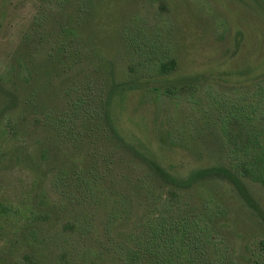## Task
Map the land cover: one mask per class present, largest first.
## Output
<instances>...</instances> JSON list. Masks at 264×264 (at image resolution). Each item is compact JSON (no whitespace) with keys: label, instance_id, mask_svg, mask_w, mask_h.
Instances as JSON below:
<instances>
[{"label":"rangeland","instance_id":"rangeland-1","mask_svg":"<svg viewBox=\"0 0 264 264\" xmlns=\"http://www.w3.org/2000/svg\"><path fill=\"white\" fill-rule=\"evenodd\" d=\"M241 128L264 131L262 0H0V264H186L184 217L207 264L260 258L264 185L255 210L150 166L239 173Z\"/></svg>","mask_w":264,"mask_h":264},{"label":"trees","instance_id":"trees-1","mask_svg":"<svg viewBox=\"0 0 264 264\" xmlns=\"http://www.w3.org/2000/svg\"><path fill=\"white\" fill-rule=\"evenodd\" d=\"M257 1H261V0H257ZM262 1L264 2V0ZM175 68H176V61L171 60L166 63H161L157 68V72L159 75H169L175 70ZM117 90H122V91L127 90V85L120 84V85H115L114 87L111 88L108 94V97L106 101L104 102V107L106 108L107 116H109L112 95ZM230 137H231L230 139L231 142L240 144V147H239L240 149L236 152L237 155L243 156L240 161L239 167H237L238 168L237 170H239V173L238 172L236 173L228 168H211V169L208 168L205 170L198 171L196 174H194L192 177H190L185 182H177L173 179H170L168 174L159 165L151 164L150 166L159 175H161V177L165 181L171 183L174 187L179 188V189L191 188L195 184L205 179H209L213 177L221 178L222 180L230 183L237 190L239 196L249 207H251L252 209L258 210L256 208L255 201L250 196V193L246 187L245 182L246 180H249L253 183L264 185V131L254 133L250 129L246 131V128H241L237 131L235 135H233L232 133ZM241 150H244L243 154H239ZM209 209H210L209 205L208 204L205 205V203H203L199 207L192 208V210L200 212L201 215L205 211L208 212ZM6 212H9V213H6ZM13 213L14 211L5 209L3 207V204L2 203L0 204V217L2 219L3 217L10 218L11 214ZM187 222H188L187 217H184L181 222L184 228L181 230V235H179L181 237L180 238L181 243L184 244L185 246H183L179 250L172 249L171 256L175 254V257L177 259L178 257H180V254L186 253L187 250L185 248L189 247L188 252H191L192 255H194V257L192 260L189 258L186 264H207L204 259V256L206 257L207 251L204 250V247L202 246L204 242L202 241V237L200 236L204 232V229H200V231L196 229L198 233L196 234L197 237H195L196 235H192L194 234L193 232L194 229L192 227L197 226V224L188 225ZM190 227L191 229H189ZM178 232L180 233V230ZM157 241H158V238H151L146 244L151 246L152 244L157 243ZM147 249L151 250V247H147ZM148 251L149 250H146L144 253H142L143 254L142 256L144 257L143 260L147 259ZM261 251L264 252V243L262 245ZM263 254L260 252L257 255V256H260V258L245 259L243 264H264ZM150 256H151V261L153 262V264H168L167 262H169L168 260L167 262L163 261L161 255H159V253L154 252L153 249L151 250ZM170 261L171 263L169 264H175L174 261L172 260ZM177 264L179 263L177 262ZM216 264H227V261L223 263V261L220 260Z\"/></svg>","mask_w":264,"mask_h":264}]
</instances>
